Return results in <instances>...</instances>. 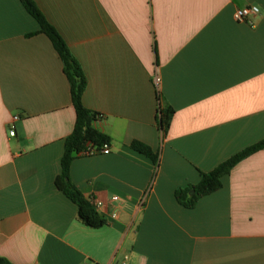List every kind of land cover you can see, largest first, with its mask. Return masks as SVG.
I'll use <instances>...</instances> for the list:
<instances>
[{
    "label": "crops",
    "instance_id": "crops-1",
    "mask_svg": "<svg viewBox=\"0 0 264 264\" xmlns=\"http://www.w3.org/2000/svg\"><path fill=\"white\" fill-rule=\"evenodd\" d=\"M34 1L81 65L83 104L101 115L96 127L112 141L110 154L74 160L70 179L118 218L87 227L56 188L76 123L70 84L50 40L28 37L40 27L20 0H0V257L264 264V150L194 209L175 198L264 139V0ZM249 6L260 9L253 25L236 22ZM158 97L175 110L165 137ZM133 141L159 154L157 168Z\"/></svg>",
    "mask_w": 264,
    "mask_h": 264
},
{
    "label": "trees",
    "instance_id": "trees-1",
    "mask_svg": "<svg viewBox=\"0 0 264 264\" xmlns=\"http://www.w3.org/2000/svg\"><path fill=\"white\" fill-rule=\"evenodd\" d=\"M25 10L38 23L40 30L28 35L46 36L62 64L63 72L70 84L72 102L76 111V123L72 134L65 140V151L61 160V174L55 180L56 188L62 192L78 208V219L87 227L100 229L106 225V220L97 212L92 203L84 197L82 192L70 179L72 163L81 157L89 148L101 149L105 145H111V138L101 132L96 124L101 120V115L89 110L83 104V95L87 88V79L79 62L71 54L66 42L46 18L34 0H20ZM159 99L157 126L162 136L165 137L170 129L175 110L168 104H163ZM131 149L149 160L156 168L159 166V154L155 153L148 145L133 141ZM264 150V139L250 146L227 161L220 164L209 173L201 174V181L194 186L178 189L175 193L177 202L186 209H194L198 202L223 188V178L230 175L231 171L242 161ZM195 191L194 195L191 192ZM0 264H11L8 260L0 257Z\"/></svg>",
    "mask_w": 264,
    "mask_h": 264
},
{
    "label": "built area",
    "instance_id": "built-area-1",
    "mask_svg": "<svg viewBox=\"0 0 264 264\" xmlns=\"http://www.w3.org/2000/svg\"><path fill=\"white\" fill-rule=\"evenodd\" d=\"M260 14V9L257 6H249L243 9H239L235 12L234 14V19L236 22L238 23H248L249 25H253L251 19L254 17H257ZM159 78L156 77L155 82L156 84L159 83ZM19 117L16 116L13 119V123L11 125V129H10V135L12 137L15 136V127H14V122L18 121ZM111 153V147L109 145H105L103 148L101 149H97V148H89L86 152H84L82 154V156H98V155H108ZM146 197H144L140 202H139V207L141 208L144 205ZM90 202L92 203V205L95 207V209L97 210V212L100 214L101 212V216L106 220L107 218L109 219H117L118 218V214L116 212H111V213H107L104 211V204L101 201L98 200H94L91 199ZM112 202L113 203H117L122 205L125 200L122 199L121 197L115 196L112 198ZM126 264V263H123Z\"/></svg>",
    "mask_w": 264,
    "mask_h": 264
},
{
    "label": "water",
    "instance_id": "water-1",
    "mask_svg": "<svg viewBox=\"0 0 264 264\" xmlns=\"http://www.w3.org/2000/svg\"><path fill=\"white\" fill-rule=\"evenodd\" d=\"M194 194H195V191H192V192H191V195H194Z\"/></svg>",
    "mask_w": 264,
    "mask_h": 264
}]
</instances>
